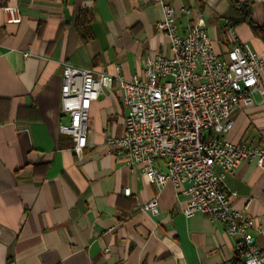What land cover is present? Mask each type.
I'll use <instances>...</instances> for the list:
<instances>
[{
    "label": "crops",
    "instance_id": "obj_1",
    "mask_svg": "<svg viewBox=\"0 0 264 264\" xmlns=\"http://www.w3.org/2000/svg\"><path fill=\"white\" fill-rule=\"evenodd\" d=\"M164 2L175 11L179 33L201 12L217 53L225 56L231 48L225 20L233 14L228 0ZM6 6L18 7L20 22H7ZM161 18L153 0H0V264L236 261V239L224 223L203 213L185 217L186 195L170 182L158 190L105 145L107 135L120 134L126 114L117 80L91 101L88 143L79 155L70 135L59 132L68 121L60 110L63 65L115 79L140 75L144 56L169 55L157 26ZM233 32L264 60V42L247 23ZM259 78L264 87V67ZM230 117L223 138L264 145V94L255 93ZM222 183L232 206L246 207L254 219L250 232L264 252V169L242 161ZM153 197L156 215L141 209Z\"/></svg>",
    "mask_w": 264,
    "mask_h": 264
},
{
    "label": "built area",
    "instance_id": "obj_2",
    "mask_svg": "<svg viewBox=\"0 0 264 264\" xmlns=\"http://www.w3.org/2000/svg\"><path fill=\"white\" fill-rule=\"evenodd\" d=\"M153 1L162 8L157 26L169 41V55L144 56L142 73L129 78L64 64L60 110L68 121L59 125V132L70 135L79 155L88 143L91 101L106 95L117 80L126 114L120 134L105 137L107 148L132 170L138 168L158 190L170 182L186 195L181 209L185 217L203 213L224 223L225 232L236 239L234 264H264V252L250 232L254 219L246 207L232 206V194L222 183L224 173L242 161L264 169V145L234 143L221 136L231 129L230 113L236 106L249 105L255 93L264 94L259 78L264 60L237 41L228 19L231 48L221 57L201 12L179 33L173 7L164 0ZM4 11L7 22L21 21L17 6H6ZM183 13L191 10L184 8ZM211 132L215 136H209ZM123 193L129 195V188ZM141 209L156 215L157 197Z\"/></svg>",
    "mask_w": 264,
    "mask_h": 264
},
{
    "label": "trees",
    "instance_id": "obj_3",
    "mask_svg": "<svg viewBox=\"0 0 264 264\" xmlns=\"http://www.w3.org/2000/svg\"><path fill=\"white\" fill-rule=\"evenodd\" d=\"M232 15L228 16V20L232 26L245 22L249 25L252 32L264 42V6L253 0H228ZM85 29V28H84ZM84 38L85 30H82Z\"/></svg>",
    "mask_w": 264,
    "mask_h": 264
}]
</instances>
